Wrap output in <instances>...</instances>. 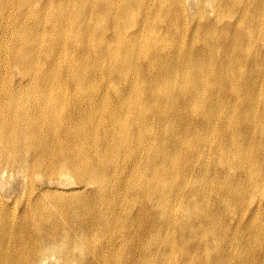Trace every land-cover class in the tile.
Masks as SVG:
<instances>
[{"label":"rangeland","instance_id":"1","mask_svg":"<svg viewBox=\"0 0 264 264\" xmlns=\"http://www.w3.org/2000/svg\"><path fill=\"white\" fill-rule=\"evenodd\" d=\"M152 3L153 0L147 2L148 6ZM259 4L261 2L257 1L255 6ZM168 5L172 10L169 18L164 15ZM200 5L206 12V19L201 15L198 8ZM224 8L228 10L230 6L225 5ZM158 10L160 20L156 22L159 37L157 41L150 34V20L154 17L152 10L150 13L137 14L138 9L131 7L125 16L128 20H134L137 14L136 22L134 20L119 25L128 38L127 48L131 49L135 38L140 37L139 43L134 46L136 52L131 54L135 56L132 70L135 86L127 82L120 83L123 72L116 69L118 63L108 60L107 68H113V65L116 67L96 92L101 102L105 98L112 105L115 104L119 109L117 111L122 115L120 117L116 111H108L107 107L101 109V115L106 117L109 150L114 153L111 158H107L109 181H119L113 183L110 189H106L93 180L92 190H84L81 184L74 186L71 183L75 178L73 175L59 177L58 181L51 183L52 179L47 178L48 174L43 172L41 167H34L27 172L25 178L22 173L16 174L9 170L8 175L0 178L1 200L7 203L2 206L0 202V258L6 264H23L27 258L17 259L14 255H9V251L14 254V250L11 245L9 248L8 242L13 241L15 247L20 249L17 240L18 229L25 231L31 239L34 237L24 217L27 209L29 216L31 208L26 204L28 200L31 206L42 211L46 225L61 224L73 233L85 229L92 234L95 245H106V260L100 259L90 264H264V207L254 209L251 201L253 198L264 200V184L256 190H251L246 186L248 176L245 175L253 172L251 181L264 182V148L255 143L258 136L252 133L253 118L249 109L244 111L245 107L236 101L235 94L227 91V87L240 88L244 95L249 94L251 98L247 106H253L260 117L264 116V38L261 37L256 42V46H259L258 52L263 55H225L223 47L218 48V34H222L220 25L230 20L232 24L227 31L235 33V40L240 39V31L245 34L255 29L251 25L248 28L241 27V12L230 9L231 19L222 14L216 16L213 3H204L202 0H169V3L159 4ZM158 10H155V14ZM141 16L146 18L144 25L141 24ZM99 20L92 14L89 36L92 59L95 58L96 50L100 53L105 51V45L91 38L93 25ZM215 21L217 24H214ZM132 34L133 36H129ZM154 47V51L149 55ZM169 74L172 75V94L186 92L189 98L187 106L181 102L168 106L169 111L175 115L172 119L170 115L152 111L150 101L143 99L148 85L142 76L154 78L157 75L160 79H165ZM118 83L122 87L116 91ZM137 87L140 88V93H137ZM204 92L214 96H205ZM121 93H126L131 98L137 93V100L126 104L120 97ZM69 96L75 98L79 93L71 92ZM214 99L218 108L204 107V114L212 116L217 125L226 120L229 136L221 139L218 138L217 132L179 136L178 130L192 128V118H182L180 115L183 112L193 115L195 108L202 107L204 101ZM228 106L242 109L238 113L245 133L242 148L231 138V117L224 116ZM151 118H154L156 123L143 138L145 141H153L152 153L154 150L158 151V170L168 171V180L173 183L181 177L186 183L183 195L171 194L169 199L164 201L166 215L160 219H156L147 211L143 201H140V205L137 202L134 204L133 198L126 195L124 186L125 181L136 185L145 182L146 174L141 175V172L135 171L142 163L141 156H138L140 152L137 150V137H134L133 128L143 120ZM115 120L122 121V124L115 127L112 123ZM91 126L90 123L84 125L85 134L80 137L83 143L88 140ZM123 129L127 130V137L120 140L119 135ZM249 141H254L251 147L247 144ZM102 152L106 154L107 151ZM173 159L175 167L171 165ZM241 169L248 172H241ZM173 170L174 177L171 175ZM27 181H32V185L27 186ZM234 182L239 184L235 191L232 186ZM53 187H68V190H71L70 195L57 201L51 191L43 190H52ZM233 192L236 199L231 200V208L226 207L224 202L217 198V195H229ZM190 197L202 201L203 208L196 215L192 211V204L189 206L190 226L185 229L183 236H180L179 224L184 217L181 202ZM100 206L109 209L108 218L112 222L105 235L99 227H81L82 222L92 220V213L97 212ZM176 208L178 213L173 215ZM29 219L34 223L30 216ZM119 220L125 221L126 229L131 234L130 247L124 248L121 245L122 241L114 230L119 227ZM60 230L46 228L44 232L50 236ZM3 232L5 234H2ZM50 239H43L47 251H36V254L42 256L45 252L55 253L60 260L61 256L67 253V248L63 243H48ZM30 248L34 249L35 245L31 244Z\"/></svg>","mask_w":264,"mask_h":264},{"label":"bare ground","instance_id":"2","mask_svg":"<svg viewBox=\"0 0 264 264\" xmlns=\"http://www.w3.org/2000/svg\"><path fill=\"white\" fill-rule=\"evenodd\" d=\"M148 1L150 0H0V178L8 175L9 170L16 174L22 173L25 178L27 172L34 167H41L43 172L48 174L47 178L52 179L51 183L58 181L59 177L73 175L75 178L71 183L74 186L81 184L84 190H92L93 180L106 189H110L113 183L119 181H109L107 158H111L114 153L109 150L106 117L101 115V109L107 107L108 111H116L120 117L122 115L117 111L119 109L115 104L112 105L105 98L101 102L96 92L116 66L117 70L123 72L120 83L127 82L135 86V77L132 75L135 56L131 54L136 52L134 46L139 43L140 37L135 38L131 49L127 48L128 38L119 25L128 24L137 18V14L150 13L152 10L154 17L150 20V34L157 41L159 37L156 22L160 20L159 4L169 3V0H157V3L153 0L150 6L147 4ZM202 1L213 3L216 16L222 14L231 19L229 16L231 10L241 12V27L248 28L250 25L255 27L252 32L245 34L240 31V39L235 40V33L227 31L232 24L230 20L220 25L222 34H218L220 38L218 48L222 46L225 55H263L258 52L259 46H256V42L259 38H264V0ZM257 1L261 4L255 6ZM225 5L230 6L231 10L229 8L226 10ZM131 7L138 9L139 12L134 20H128L125 16L126 11ZM198 8L202 17L206 19L207 15L202 5ZM155 10H158L156 14ZM165 11L167 12L164 15L169 18L171 7L168 5ZM92 14L100 20L93 25L91 38L105 45V51L100 53L96 50L93 59L89 41ZM141 24H146L144 16H141ZM214 24L217 22L215 21ZM154 49L155 47L149 55ZM108 60L118 64L114 66L111 63L113 68H107ZM142 77L148 85L143 99L150 101L152 111L170 115L172 119L175 115L174 112L169 111L168 106L179 102L188 105L189 98L186 92L172 94L171 74L165 79H160L157 75L154 78ZM120 87L122 86L118 83L115 90L118 91ZM140 91L137 87V93ZM227 91L235 94L236 101L245 107L244 111L249 109L253 118L252 133L258 136L255 143L264 148V116L260 117L253 106H247L251 98L249 94L244 95L240 88L227 87ZM71 92H78L79 96L72 98L69 96ZM137 93L134 98L126 93H121L120 97L127 104L131 100H137ZM204 95L214 96L205 92ZM204 107L218 108L214 99L204 101L202 107L195 108L193 115L183 112L180 117H191L192 128L185 127L178 130V135L185 137L198 135L200 132H217L218 138L226 139L229 136L227 121H222L220 125L215 124L212 116L204 114ZM241 110L228 106L224 116L231 117V138L242 148L245 133L238 118ZM88 123L92 126L88 131L87 142L83 143L80 137L85 134L84 125ZM112 123L117 127L122 121L115 120ZM155 123V119L151 118L143 120L133 128L134 137H137V150L140 152L138 156H141L142 163V166L135 171L141 172V175L146 174V178L140 185L125 181L124 186L126 195L133 198L134 204L137 202L140 205V201H143L147 211L156 219H160L166 215L164 201L169 199L171 194L183 195L186 183L182 177L173 183L168 180V171L158 170L156 164L158 151L154 150L152 153L153 141L151 139L145 141L143 138L152 130ZM126 137L127 130L123 129L119 139L123 140ZM247 144L251 147L254 141H249ZM102 151L107 152L105 154ZM125 152L127 154V151ZM173 162L174 159L171 165L175 167ZM240 171L248 172L242 169ZM252 174L253 172L245 174L248 176L246 186L256 190L264 182L251 181ZM171 175L174 177L175 170L171 171ZM140 180L142 181L141 178ZM26 185H32V181H27ZM232 186L235 191L239 184L234 182ZM43 190L51 191L57 201L66 199L71 191L68 187ZM90 194L91 192L88 195ZM1 196L0 193V200ZM217 198L224 202L226 207L231 208V200L236 199V196L233 192L229 195H217ZM251 201L254 209L264 207V200L261 198H253ZM0 202L2 206L7 204L3 200ZM26 204L31 207L29 216L34 223L29 219L28 209L24 212V217L34 237L31 239L16 225L20 249L15 247L13 241H7L9 248L11 245L13 246L11 249L14 250V254L9 251V255H14L17 259L27 257L23 264H69L70 262L90 264L100 259L106 260V245L103 243L95 245L92 234L90 235L85 229L73 233L61 224L46 225L47 221L42 211L31 206L30 200L26 201ZM191 204L192 211L196 215L203 208V202L194 197L181 202L184 217L179 224L180 236H183L185 229L190 226ZM15 206H17L16 202ZM177 213L178 208L174 210L173 215ZM108 214L109 209L100 206L97 212L92 213V220L87 223L82 222L81 227L88 226L87 229L99 227L105 235L112 226ZM118 225L120 228L116 227L114 230L122 241L121 245L124 248L130 247L132 239L126 229L125 221L119 220ZM46 228L61 230L48 236L44 232ZM42 238H51L48 240L50 244L63 243L67 253L62 255L60 260L55 253L45 252L44 255L38 256L36 251L40 253L47 251ZM31 244L35 245L34 249L30 248ZM0 264L6 262L0 258Z\"/></svg>","mask_w":264,"mask_h":264}]
</instances>
